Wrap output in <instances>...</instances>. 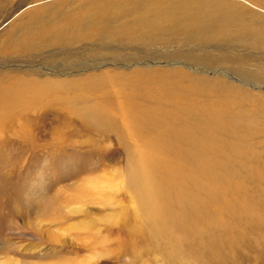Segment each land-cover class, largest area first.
Returning <instances> with one entry per match:
<instances>
[{"label":"bare ground","instance_id":"6f19581e","mask_svg":"<svg viewBox=\"0 0 264 264\" xmlns=\"http://www.w3.org/2000/svg\"><path fill=\"white\" fill-rule=\"evenodd\" d=\"M33 2L10 27L6 48L85 40L110 47L136 30L151 45L163 41L180 47L175 58L226 66L246 80L264 83V8L254 1ZM7 4L0 0V12ZM254 5L259 14L250 9ZM38 22L41 31L32 32ZM46 22L54 24L53 30ZM51 36L55 41L47 44ZM179 73L189 83L177 79L165 90L186 93L185 99L147 106L141 96L106 92L108 105L81 110L84 130L90 129L94 136L114 134L127 148V185L130 199L137 202L133 219L138 230L146 229L148 246L162 252L165 264H264V149H259L264 141L258 140L264 138V94L252 93L257 102L253 105L250 89L224 75L210 81L184 68ZM67 82L57 91L78 103L95 98L75 91L78 81ZM43 84L24 78L0 90V99H8L7 105L42 102L51 87ZM81 84L89 86L91 79ZM203 84L212 85L206 92L214 98L202 100L203 105L192 111L187 106L197 101L193 94L203 91ZM103 87L110 89L111 83ZM200 196L206 201L210 197L211 203L204 204Z\"/></svg>","mask_w":264,"mask_h":264},{"label":"rangeland","instance_id":"374dc122","mask_svg":"<svg viewBox=\"0 0 264 264\" xmlns=\"http://www.w3.org/2000/svg\"><path fill=\"white\" fill-rule=\"evenodd\" d=\"M250 1L264 8V0ZM6 2L0 12V90L24 78L51 87L42 102L7 105L8 99H0V264H165L162 252L148 246L146 229L138 230L133 219L137 202L130 199L127 185V148L114 134L94 136L84 130L81 110L108 105L104 94L111 91L141 96L147 106L185 99L186 93L165 90L177 79L189 83L179 73L182 68L197 78L214 81L221 74L243 84L253 105L257 102L252 93L264 94V83L246 80L226 66L175 58L180 47L163 41L151 45L136 30L110 47L101 41L63 45L56 40L52 47L9 49L5 38L11 37L10 27L34 2ZM250 9L260 12L255 5ZM41 23L31 31L40 32ZM46 23L53 30L54 24ZM51 39L47 44L54 43ZM225 77L219 78L228 82ZM86 78L91 79L89 86L81 84ZM67 81H78L73 89L95 98L78 103L58 92ZM104 83H111L110 89ZM211 86L203 84V91L193 94L197 101L187 107L196 111L202 100L213 99L206 92ZM201 196L204 204L211 203L210 197L206 201Z\"/></svg>","mask_w":264,"mask_h":264}]
</instances>
